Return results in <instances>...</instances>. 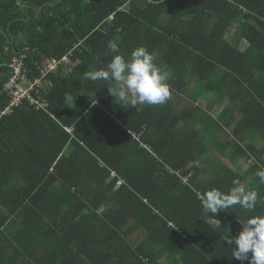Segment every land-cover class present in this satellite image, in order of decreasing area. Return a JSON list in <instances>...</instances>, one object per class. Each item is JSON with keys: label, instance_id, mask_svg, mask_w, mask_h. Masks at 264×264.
I'll list each match as a JSON object with an SVG mask.
<instances>
[{"label": "trees", "instance_id": "16d2710c", "mask_svg": "<svg viewBox=\"0 0 264 264\" xmlns=\"http://www.w3.org/2000/svg\"><path fill=\"white\" fill-rule=\"evenodd\" d=\"M138 47L170 73L163 105L124 106L83 78ZM17 54L31 77L65 55L75 65L47 74L44 107L4 116ZM194 79L229 98L218 118L178 107ZM222 132L232 163L255 160L244 176L218 157ZM262 167L264 0H0V264H241L235 237L264 215ZM253 176L254 210L203 213L197 192Z\"/></svg>", "mask_w": 264, "mask_h": 264}, {"label": "clouds", "instance_id": "9594fccd", "mask_svg": "<svg viewBox=\"0 0 264 264\" xmlns=\"http://www.w3.org/2000/svg\"><path fill=\"white\" fill-rule=\"evenodd\" d=\"M126 56L127 54L115 55L106 68L85 72L83 78L91 81H108L110 83L109 94L124 106L165 104L172 94L171 85L168 83L170 73L162 70L154 62V56L146 47H138L132 51L130 56L127 58ZM5 95L8 94L5 93ZM27 103L16 107L11 114ZM5 107L1 114L9 115L4 114ZM41 107H44L43 103ZM52 115L54 114L52 113ZM66 127L68 132H72V128ZM256 175L264 183V167ZM233 184L234 187L228 193L217 188L202 193L197 192L205 215L217 216L221 210L235 205L248 211L255 209L258 194L255 191H247L239 181H233ZM217 222L220 223L219 220ZM234 245L232 257L240 261L241 264H245V262L247 264H264V215L247 218L242 224V230L235 237Z\"/></svg>", "mask_w": 264, "mask_h": 264}, {"label": "built area", "instance_id": "2783aa9c", "mask_svg": "<svg viewBox=\"0 0 264 264\" xmlns=\"http://www.w3.org/2000/svg\"><path fill=\"white\" fill-rule=\"evenodd\" d=\"M73 65L75 63L71 60L70 55H65L59 60H47L41 69V75L31 77L30 69L26 66V54L14 55L9 63V78L4 84V91L10 100L9 105L4 109V114H11L16 107L26 102L34 107H41L42 90L45 89L46 84L52 86V83L46 79L47 74L57 72L60 66L69 67L71 70Z\"/></svg>", "mask_w": 264, "mask_h": 264}, {"label": "rangeland", "instance_id": "374dc122", "mask_svg": "<svg viewBox=\"0 0 264 264\" xmlns=\"http://www.w3.org/2000/svg\"><path fill=\"white\" fill-rule=\"evenodd\" d=\"M232 34V33H231ZM230 33L228 34L227 38H231L230 36H232ZM243 38H241V46H247L248 44L246 43L245 40H242ZM65 70H69V67H64ZM219 73H222V70L220 69ZM220 77H216L213 76L210 78L209 80V84L210 86L212 85V88H217V90H221L224 91L225 90V86L222 85V83L220 82ZM207 84V83H206ZM49 88L48 84L45 85V89L47 90ZM206 90V94L208 96H205ZM190 95L187 96L188 94L186 93H182L180 95H177L179 97V101L177 102L178 107H180V110H184L185 108H192L191 105H199V107L203 108L205 110V112L207 114L213 115L215 118H218L221 115V111L225 110V107H227L226 105H228L229 103V98L224 97L223 99H221V97H219V95L215 94L213 90H210L209 88L205 87H201V85H197L196 79L193 80V82L191 83L190 89L189 91ZM209 97V98H208ZM190 98H192L194 101H196V104L193 103ZM211 100V101H210ZM213 101V103H212ZM234 108V107H233ZM221 110V111H220ZM233 111V110H231ZM221 120V117H220ZM222 121V120H221ZM230 131V130H229ZM232 132V129H231ZM220 139L222 141H227L232 142L234 141L233 138H230V140H226L224 133H220L219 134ZM230 146V143H229ZM234 147L230 146L225 153H219L221 155L222 158H226L228 159L229 156L234 152ZM252 163V162H250ZM254 164V163H253ZM191 166H194L193 164ZM253 169L250 168V170ZM257 178H253L251 183L255 184L257 183ZM121 183V182H120ZM119 185V184H118Z\"/></svg>", "mask_w": 264, "mask_h": 264}, {"label": "crops", "instance_id": "0c3cea01", "mask_svg": "<svg viewBox=\"0 0 264 264\" xmlns=\"http://www.w3.org/2000/svg\"><path fill=\"white\" fill-rule=\"evenodd\" d=\"M21 3V2H20ZM24 5V7H26V6H28L29 4L28 3H26V4H24V3H22V6ZM221 111V110H220ZM222 112V114L224 113V110H222L221 111ZM15 113H16V111H15ZM51 115H52V113H50ZM9 115H14V113L13 114H9ZM5 116V115H4ZM53 117H54V115H52ZM65 129L68 131V128L67 127H65ZM231 138H233V137H231ZM228 149V148H227ZM220 152H218L217 153V155H218V157L219 158H221V160L222 161H224L225 162V164H226V166H228L229 168H231L235 173H237V174H239V175H242V176H244L245 174H246V172H249V171H251L250 170V168H252V166L254 165L253 163H255L254 161V159L252 158V159H248V160H246V159H241V160H239V161H237V162H231L230 160H229V158L228 159H226V158H222L221 157V155L219 154ZM250 162H252V163H250ZM52 170V169H51ZM112 176H115V172H112ZM253 178H254V176H253ZM253 178H251V180L250 181H252V179ZM250 181H248L247 182V184H246V182H244V184L242 185V186H251V182ZM254 190V189H253ZM249 191H252V190H249ZM46 201H48L49 202V200H47L46 199ZM63 212V211H62ZM209 224L212 226V227H214V228H217V227H219L220 226V223H218L217 222V220H215V219H210L209 220Z\"/></svg>", "mask_w": 264, "mask_h": 264}]
</instances>
